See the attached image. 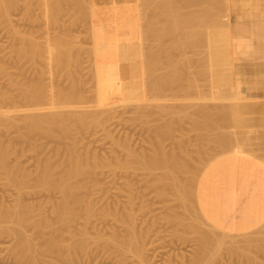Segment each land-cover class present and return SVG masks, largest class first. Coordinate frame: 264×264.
<instances>
[{
    "label": "rangeland",
    "instance_id": "obj_1",
    "mask_svg": "<svg viewBox=\"0 0 264 264\" xmlns=\"http://www.w3.org/2000/svg\"><path fill=\"white\" fill-rule=\"evenodd\" d=\"M14 1L15 3L14 5H12L13 7L11 6V9L10 8L7 9L9 12H7V10L5 12V13H8L7 16L4 13V11L2 12L5 15L0 14V67H1L0 68V89H1L0 96L2 93V97H0V151H6L8 153L7 154L8 156L6 155L7 164L11 168L15 166V168L13 167L15 174L17 176L20 175V177L24 175L26 177L25 178L26 183L24 182L25 185L23 186L22 190L18 191L16 186L12 184V182H10L11 180L8 177L9 176L8 173L7 174L5 173V169H1L3 167L0 163V209L12 210L13 207L16 204H18L16 203L18 202V199H19V204L24 207L26 205H28L29 207L33 205L32 208L31 207L30 208L34 210L36 207L35 211L32 210L33 212L32 211L30 212V216H31V213H32V216H33V213L35 215L33 216V218L31 216L32 218L31 223L29 222L30 221L29 220L24 225L25 227L23 226L25 229L24 228L23 229L26 231V233L29 236L31 235L30 237H33L32 234L36 235L33 237V241L35 243L38 242L36 244L38 245L37 246L38 249L35 250L34 255L38 253L37 254L38 256L37 255L36 256L38 257V259L41 258L39 259L37 264H54V263L55 264H62V263L63 264H144L143 261L140 262L141 258L140 260L138 258V257H141L142 254L144 255V257H146L145 259L148 260L150 264H193L195 263L194 262L195 256H196L195 259L198 258L197 259L198 261L195 264H264V252H263L264 233H261L262 231L264 232V230H262L263 228L255 229L256 233L254 230L253 232L245 231L246 233L244 232L241 233V232H236V231H228V230L222 229L221 227L214 226L212 225L213 223L211 224L209 220H204L207 218L204 217V215L201 213V210L197 204V200L195 199L196 198L195 192H197V188H196L197 186L195 184L198 183L197 181H199L200 174L202 170L204 169V167L208 165L211 161L218 158L219 156H222L230 152L231 149L235 148L239 143L243 145L242 147L245 146L244 149H246V150L241 149V151H249L250 149L255 148L257 144H259V148L264 151V133H261L260 129L255 128L256 125H264V114H260L259 112L256 111V108L254 106L256 103L255 101H251L246 98L239 97L236 91V88H235L237 83H239L238 81L239 75L234 70L235 63H237L243 58H251L254 60H256L255 58H260L264 60V32L261 33L260 42L254 40L253 47H247V46L239 47L235 39L238 34L243 33V32H240L242 29H245V28L247 29L248 27L251 28V26L258 24V23L260 26L262 25L264 26V0H223V1L213 0V3L216 2V4L217 3L219 4V6H216V4H213L212 0L210 1L206 0L211 3L209 4L208 2L207 6L205 5L206 7L204 6L203 8L207 10L210 7L212 8L214 5L213 7L214 13L211 14L212 11L210 9L208 10L210 14L206 10H204V13H208V16H211L212 18L215 15L213 19H210V17H208L207 14H204L203 12L200 14H196V13H199L198 11L203 10V8L199 10L198 7L201 8L204 4H206L205 0H199V1H202L201 2L203 3L202 5L200 4L199 1L196 4L194 0L193 2L195 5L192 3V5L194 6L191 12L186 9L187 8L186 6L189 7V4H187L185 0L183 1L180 0L182 1L180 3L179 1H177V3L181 5V8H180L178 4V8H180V11H178L177 8L175 9L176 10L175 15L178 14L177 17H179V14H181V11L183 10L182 5L184 4V1L186 3L184 4L185 6L183 7L187 11L183 10L182 11L183 12L182 15H184L182 17L183 19L180 18L181 21L182 20H185V21H182L183 24H181L182 22L180 23V21L179 23H177L179 24V26L183 25V27L181 28L178 27L179 29H177L178 31L177 33H179V31H183L181 32V34L186 39L185 45H183L184 42L183 43L179 42L180 40H178V42L177 40L174 41L175 39L173 40L174 34L172 33H176L173 29L177 28L178 25H176L174 28L173 23L175 21L172 22V25H169V24L174 19H177L178 21V18H175L176 16L172 15L173 17L171 16V19L173 18V20L170 19L171 21L170 20L166 21V19L164 20L166 24L169 21L167 24L168 25V28H167V25L165 26V24L164 26L159 25V24H163L164 21L159 22L158 24L157 18L152 17L153 14L156 13V12L153 13L154 4H150V5H153L151 6L152 7L151 8L150 5L147 3V1H146V3L148 4L147 7L143 5V2L144 4H146L145 0L131 1L130 4L132 5V7H134V9H136L137 12L138 11L141 12V13H138L139 15H143L142 11L145 10L146 8H149V9L145 10L147 14L144 15V18H140L142 16H138V20L136 24L137 32L135 33V37H133L130 41L136 47L137 55L132 60L123 61V64L125 66L126 65L129 66L130 74L128 77L125 78L126 80L123 79L121 84L118 83L116 85H108V82L110 81L111 76H112V70L114 68L115 61L113 60V58L112 60L114 62L111 59H109L111 58L110 56L104 57L102 53H100L99 51L96 52L95 50L98 48V45H99L98 39L96 38L94 34L95 28L97 27V22L90 15L92 7L93 8L100 7V8L106 9L111 6L110 2H107L105 0H89V1L85 0L87 2L83 1L85 2L83 6V4L81 3L82 0H75V1L80 2V6H81V9H80L78 5L79 2L78 3L76 2L77 3L76 5L74 0H72L75 4L74 5L71 0H70L71 2L68 0L67 1L65 0L67 4H65L59 11L52 12L51 11L52 9L51 10L49 8L44 9L45 8L44 0L43 1L42 0H29V1L28 0L27 1L14 0ZM162 1H164V3L166 2L165 0H162ZM27 2L30 4H28ZM68 2L70 4H68ZM137 2L139 4H141L142 2V4L139 5ZM158 2L160 3V0H158ZM167 2H166L167 5L165 4V6H161L164 3L158 4L160 5V9L158 10L159 14H162L163 12L165 14L167 9L168 10L170 9V11H172L171 6L176 4V1L175 2L173 1L174 3L172 2V4L171 2L169 3ZM26 3L28 4V6ZM158 5H156V9ZM220 5H221V8L222 7L224 8L222 9L218 8L220 7ZM75 6H78V9ZM138 7L140 9H138ZM174 7L175 6H173V8ZM215 7H217L216 10H219V9L221 10L216 11ZM142 8L143 10L140 11ZM85 9H87L89 12L86 11ZM194 9H196L195 10L196 12H194ZM149 10H152L153 14L150 13L151 14L150 19H147L148 17L146 16L147 15L149 16L148 13L151 12ZM188 11L190 12L189 14H191V16H192V13L194 12L197 16H195L194 14L193 17H195L196 19H199L200 17L199 15L204 14L205 17L202 16V18L204 19L200 18L199 21H201L202 19V21H204L205 26L201 27L203 22H201V25H199L200 23L198 24L197 22L199 26L196 24H193L194 26L192 28V23L196 19L191 18L190 15H187ZM83 12H85V16L86 15L88 16V14L89 16L85 17ZM86 12L88 14H86ZM221 12H224V13L222 14ZM158 13L155 14L156 17H158L157 16L159 15ZM168 14H171V13H168ZM172 14H174V12H172ZM217 14L219 15V17H221L220 20ZM186 15L188 17L184 19ZM161 16L160 17L162 20L164 15H161ZM154 18L156 19L155 22L157 21L156 22L157 25H159L160 27L162 26L164 27L161 30L158 26V28L161 30L159 32L162 33V35L164 33L165 34L167 33L166 36L164 34V36L162 37V35L159 32L155 33L157 29L153 26V24L155 23L152 21V19ZM143 19L145 23L143 22ZM146 19L149 21L146 22L145 21ZM186 19H188V21ZM192 19L194 20L192 21ZM215 19L217 20V22H214V21L212 22V20H215ZM189 20L192 21V23ZM209 20H211V22L214 23L212 24L213 27L212 25H209L211 24V22L209 23ZM227 20L230 22H228ZM184 22H185V25H184ZM139 23L143 27L144 25H146V23L148 24L147 26H145V28H148L146 32L144 30H141L142 32H145V34L140 33V29H142L143 27L139 26L140 25ZM195 25L197 27H195ZM152 26L154 27L155 30L153 29ZM169 26H172L173 29L172 27H169ZM182 28H185V29L183 30ZM164 30L165 31L167 30L170 32L169 33L171 34L170 37L168 35V32L167 31L164 32ZM171 31H174V32H171ZM158 33H159L160 38L157 36ZM177 33L175 37L177 36L179 37L180 33L178 35ZM125 34H127L126 31H125ZM149 34L151 36H148ZM181 34H180V37H182ZM220 34L221 36L224 35V37L226 36L230 37L228 39L225 38L226 40H223L222 48L224 50L220 51V48L218 47H212L210 49L209 48L210 38L212 39V38L219 37ZM64 36L70 39L69 40L67 38L69 40V43L71 42L70 45L67 44V46H72V47H68V51L71 50L69 52H71L72 56L70 60L66 61L67 63H64L66 66L58 63L56 56L55 57L53 56L52 60H48V58L45 55V52H43L45 50V45L47 41L51 40V43H53L55 38L56 39H59L60 37L64 38ZM156 36L158 38L157 40H156ZM167 36L169 39L170 38L172 39H170L169 41V39L166 38ZM140 37L142 38L141 39L142 41L140 40ZM148 37L149 38L151 37L150 38L151 40ZM180 37L176 39H181V41H183L184 40L183 37L182 38ZM31 38H34V39L31 40ZM162 39L164 40L163 42H162ZM27 41H33L36 45L39 44L40 46L38 45L37 47L43 48V50L39 48L41 52H43L42 54L43 56L41 55V57H39L38 55L40 54H37V56L35 55L33 56L31 54L32 51L31 52L29 51L31 49L30 43ZM140 41L144 42V45L142 44L143 46H141ZM160 41L162 42L161 44H166L165 46H168L167 48L169 49L168 51L169 56H167V51L164 50L165 47L160 45ZM154 42L155 44L153 45ZM176 42L180 43L179 45L180 46L182 45V47L179 48V45L176 46ZM147 43H149L150 47ZM157 44L159 45V47L160 46L162 47L161 49H163L164 47L163 52L160 50L161 54L159 52L160 48L158 49ZM172 44L177 48V50H175L176 48ZM170 45L173 48L172 47L169 48ZM144 47L146 49L149 47L147 50L150 49L153 51V53H155L154 52L155 49H156V52L158 51L156 55L154 54V57L156 58V60H154L155 58H152V59L150 58V57H153L152 51L150 52L152 53L151 54L152 56L150 57L147 56L150 54L149 53L150 50L147 52V50H145ZM151 47L153 48L151 49ZM254 47H257V48H254ZM71 48H73V50ZM170 49H172L171 52H170ZM192 49L194 50V52ZM205 49H207V52L210 53V54L208 53L209 58L207 57L208 55H205L206 54ZM23 50H25L24 51L25 54L23 53ZM173 50H174V53H173ZM196 50L197 52H200V53H197ZM169 52L175 55L173 57H178V59L180 60L179 62L181 61L182 62L184 61L183 63H185L186 61L189 62V64L186 62L188 64L187 67L190 64L192 66L188 68L186 67V64H180L181 66L176 64V66H174L175 65L174 62L177 59L173 58V60L174 59L175 60L174 61L171 60V56H170L171 54H169ZM28 53H30L32 56H30ZM26 54L29 55L30 57L26 56ZM157 54L160 57L162 56L161 57L162 59ZM162 54L166 55L167 57H170V58L164 57L165 59H167L166 60L167 64H165L166 66L165 69H164L165 66L163 65L166 61H164L165 59L163 58ZM145 55L148 60L145 59ZM149 58L151 59V61ZM201 59H203V61ZM206 59H209V60L206 61ZM162 60L164 62H162ZM159 61L160 63H158ZM197 61L200 67L199 66L196 67V65H198ZM199 61L200 62L202 61V62L200 63ZM146 62L148 65L146 64ZM230 62H232V64H230ZM156 63H158V65H156ZM171 63L174 65H172ZM159 64L162 66H160ZM141 65H143L144 67L143 66L141 67ZM145 65H147V68ZM154 65H156V67L157 66L162 67L163 70L162 68H159V67L158 68L160 70H157ZM152 66H154V68ZM177 66L181 68L179 69ZM183 66H185L184 69L187 68L185 69L187 71L183 69ZM150 68H153L155 70L153 69L150 70ZM148 69L151 72L154 71L155 74L153 73L154 74L153 75L150 71H147ZM142 70H143V74H142ZM161 70L164 72V74L163 72H161ZM167 70L170 72L168 73ZM172 70H173V76H172ZM174 70H175V73H174ZM176 70L178 71L177 72L178 74L179 72L183 70L185 71V73L186 72L188 73L184 75V71H183L182 75L180 74L181 75L180 76L176 74ZM191 70H194V71H191ZM200 70L201 72L198 73ZM144 71L150 74L148 75L147 73H145L144 75ZM208 72L210 73V75L207 74ZM161 73L163 75L168 73V74H171V77L173 79L176 78L175 81L173 79L171 81L170 75L168 76L166 74V77L168 76V80L170 79V81L172 82L170 83L171 86L170 85L168 86L169 89L163 88V87H166L168 85L167 83L169 82L166 81L167 83L165 82L166 84L164 85L163 81L167 79H165V76L162 77ZM146 75L150 78L149 81ZM177 75L180 76L182 80L181 78H178ZM183 75L188 76V77H183ZM134 76H135V80L133 79ZM190 77H193V79H191ZM153 78H155V80ZM197 78L198 80H196ZM179 79L180 81H178ZM151 80L152 81L154 80L155 83L151 82ZM209 80H212V82L211 81L209 82ZM176 81H178V83ZM38 82H39V85L38 86L35 85L36 83L38 84ZM206 82L207 83L209 82V83L207 84ZM129 83L131 85H129ZM161 83L162 85H164L163 87ZM41 84L44 87L47 86L45 88L43 87L44 89L47 88L46 90L47 93L49 92L47 98H45L41 102L38 101V103L37 101H33V100H32L33 102L31 100L29 101L27 95H31L32 93H34V91L36 90L35 87L38 88L39 86H41ZM188 86L190 88H188ZM32 87H34L33 89L35 90H33ZM158 87L160 89H158ZM239 87H240V84H239ZM144 88H147L148 90L146 89L147 90L146 91ZM227 89L229 90L227 91ZM144 90L146 91V93ZM3 91H4V94H3ZM206 91H207V94H206ZM70 92H72L71 94H74L72 96V99L74 100L69 98V95H71ZM60 93L62 95H60ZM63 93H66L67 96H65L66 94L64 95ZM184 93H187V94H184ZM55 95L62 97L61 100L59 97L58 99ZM82 95L84 96V98ZM181 95H184V96L181 97ZM225 95H227L226 98H224ZM157 96L160 98H158ZM6 97L8 98L6 99ZM63 97L65 99H63ZM80 97H81V100H80ZM67 98L69 99L67 100ZM78 98H79V101L77 103L76 100ZM216 98H219V99H216ZM238 99H239V102H238ZM54 100H56L57 102ZM68 101H71V102L67 103ZM72 101H74V103ZM234 101H236V103H239V104L238 105L236 104V106L233 105ZM240 101L246 102V103H243L244 105H242ZM247 102H249L250 104ZM253 102L255 103L253 104ZM52 103L54 105H52ZM222 106H224V108ZM237 106L239 107L237 108ZM230 107H231V110L229 109ZM234 107H236V109ZM244 107L247 109H245ZM234 110H237V112L240 111V113H242L241 116L238 113H236V115L233 114L235 112ZM87 112H89L90 115ZM204 112L207 114V116H210V115L212 116L208 118L206 117V114ZM212 112L214 115L212 114ZM222 112H224L225 114ZM228 112H230L231 114ZM55 113H62V114L64 113V115H67V114L69 115V113L70 115L72 113H82V115L85 114L86 116L85 118L82 117V120H78L77 118L75 119V115H73L74 117L72 118L68 117L67 115L68 121L66 117L64 121L65 123L60 122L63 125L59 124L61 128L57 125L59 121H56V124H55L54 123L55 121L53 120V118H51V122L44 123L46 127V128L43 127L44 131L43 130H41L42 132L27 131L29 130V126L27 125L28 123L27 120L31 117V115L34 114L35 116H38V115L44 116L48 114L54 115ZM199 113L201 115L203 114L202 115L203 117H201ZM250 113H251V116L249 115ZM221 114H224L226 117ZM237 114L239 116H237ZM242 115H243V118H242ZM244 115L245 116L247 115V116L244 117ZM236 116L240 117L239 118L240 120ZM24 117L26 121L24 120ZM201 118H205L203 119V121L205 120L204 122H202L203 124L201 123L202 121ZM74 119L76 121H74ZM195 120L197 122H194ZM238 120L240 122L236 123V121L238 122ZM48 121H50V119ZM216 121H219L220 123H216ZM67 122H70V123L68 124ZM194 123H195L196 129H194ZM208 123L210 126L208 125ZM221 123L222 124L226 123V124L224 126ZM244 123H246V125ZM238 124L240 128L236 129ZM48 125H49V128L51 127L50 125H52V128L48 129ZM66 126L71 128V130L67 129ZM223 126H224V129L228 133L225 132V130L223 129ZM64 127H66L65 129L66 131L62 130V128L64 129ZM207 128L209 129L207 130ZM46 129H47V132H46ZM163 129L165 130L163 131ZM48 130L49 131L52 130L54 133L50 131V134L52 133V135H48L49 134ZM68 130L71 132H69ZM220 131H222L221 134L224 133L223 136L225 138L222 137V135L220 134ZM43 132L45 133L43 134ZM35 133L36 135H34ZM206 133L207 135H209V137H207ZM226 133L229 134V137L228 135H225ZM215 135H217V137ZM210 137L212 139L214 138L213 141ZM224 140H226L225 141L226 144L229 143L228 144L229 146L223 142ZM220 141L225 146H223V144ZM232 141H234V143ZM246 146L249 147L250 149L247 148ZM72 147L76 148L75 154L78 152L80 153V154L77 153L78 156L82 155L80 158L82 159V162L84 164V169H83L84 171L81 174L80 173L74 174V176L70 178V181L73 182L75 185H77V190H78L77 193L79 194V196H81L83 203H81V205H79V208H78V212H79L78 213L79 218L77 217L78 220H75V223L73 221L71 223V226H69L68 225L69 223H63V224L60 222L57 223L58 221L57 215H55L56 213L54 212L53 208L56 207L55 202L57 204L61 196L60 190H57L58 187L56 186L57 185L56 183H60L62 179L60 176L64 177L63 171L65 170L64 172H66L67 168H69L72 158L75 155ZM224 147L226 151H224L225 150ZM12 149L14 152L12 151ZM155 152L156 153L162 152L161 154H165L166 152L167 155L168 154L173 155L174 153V155L180 162L182 163L184 162L183 166L178 165L180 167L178 166L175 167V164H174L173 168L175 169L174 170L172 169L173 172L171 171L170 174H168L169 178L168 180H166L167 181L166 183H161V181H159L157 178L158 175H161L162 173L161 169H155L153 170V172H150L148 169L143 168L137 162L138 161L137 159H139L140 157L144 156V157L150 158L151 156L155 154ZM48 163L50 165L48 167H51L50 169L54 170V171L51 170L53 172H50V176H51L50 181L53 179L51 183L54 185L56 184L55 186L51 185V188H49L50 186H47V185L42 186L41 182L37 184V181L38 182L40 181L38 179L40 178V175L42 173V172L39 173V171L41 169L43 170V166L48 165ZM177 168L179 171L177 170ZM189 170H190V173L188 172ZM176 171H177V175L180 177L177 176L176 179H173L172 175L174 174V176L176 177ZM194 172L196 173V175ZM187 175H189L188 180L185 179L187 178L186 177ZM195 177L197 178L196 180H194ZM180 178L183 179L182 182H181L182 179L180 180ZM154 179L157 181V183L160 182L161 184L160 183L157 184ZM169 179H171L170 181L173 184H171ZM177 179H179L178 180L179 183L178 182L177 183L181 185L179 186L181 188L178 187L179 188L178 191L180 193L177 191L178 185H176L174 182V180H177ZM29 182L32 184H30ZM187 182H189V184ZM33 184H35V186L32 187ZM172 185L173 186L175 185V186L172 187L171 189ZM160 186H161V189H163L162 190L163 192L160 195L161 197H159L158 195ZM54 187H57V189ZM189 187L194 188V190L193 189L190 190ZM164 189H166L167 192ZM169 190L171 191L169 192ZM175 190L177 191L176 195H175L176 193ZM187 191L189 194L191 193L192 196L190 195L188 196ZM23 192L25 193L22 194ZM193 194L195 196L194 198H193ZM136 195L138 196V198L135 199V197H137ZM185 198L188 201L187 203H186ZM193 200L197 206L194 204ZM131 201H134V202L131 203ZM164 201L167 203V205L166 203H164ZM88 203L91 207L88 205ZM143 203L147 205L145 206L143 205ZM182 203L184 207H186L185 209L183 208V206H181ZM86 205H88V207L90 208L87 209ZM191 206L194 210H198V211L194 212V210L190 208ZM196 207H198V209H196ZM188 209L190 210L189 212H188ZM134 210L136 212H134ZM43 211L45 213H43ZM36 212L37 214L42 212L41 218L43 215H44L43 218L45 216L46 217L48 216L47 218L50 219V221L53 222V224L57 225V227L59 228L58 231L61 233H58V231H55L53 227L45 225L42 222V219L40 218V214L37 215ZM132 213L133 215L131 216ZM173 214H175V216L178 218H180L179 216H181V219L176 218L175 216H173ZM135 215H138L136 216L137 218L135 217ZM173 218H175L174 220H177V221L180 220L181 222L183 220V223L179 221L178 222L173 221ZM192 218L195 219L194 221L197 222V224L193 223L194 221L191 222V220H193ZM198 218L200 219V221L201 220L204 221L201 223V225L198 224L200 223ZM144 219H146L145 220L146 222L144 221ZM3 220H1L2 223H3ZM35 220L37 221V223L39 222L41 223V227L44 224L43 225L44 228L42 227V229H40L36 227L40 223L39 224H36L35 222L33 223V221ZM128 220L131 222H129ZM143 221L145 222L144 224L142 223ZM152 221H154V223ZM207 222L210 223L211 225H209ZM28 223H30L31 225ZM129 223L134 224L133 226L136 225L135 229L137 230L138 233L140 232L143 233V235L146 237L144 239L146 240L145 243L148 240V242L145 245V249L140 248V245H142V242H143L142 240L139 241L140 244L138 243V245L134 244L131 246L129 245L130 243L125 244L129 241L128 240L129 235L127 233L128 231L127 227ZM176 223L177 225H175ZM191 223L194 225L196 224V225L194 226ZM204 223H206L207 225H204ZM3 224L5 227L3 229H1V227H3L2 225L0 227V264H23L25 260L19 257L21 256V254H20V246L18 247L17 245L18 241L13 233L6 230L8 226L14 227L15 223L10 221L9 219L7 221L5 220ZM144 226L145 228L147 226L148 227L144 229ZM186 227L189 230H187ZM217 227H218V230L221 229L219 234H218L219 231H217ZM142 228L148 233V236ZM140 229H142L146 235L144 234L142 230L140 231ZM210 229H214L212 233L209 232V231H212ZM259 229H261L262 231H260ZM124 230L126 233L124 232ZM204 230H207V232L206 231L204 232ZM258 230L259 232H257ZM222 231L224 232L226 231V234L228 235H229V232L230 233L232 232L230 235H233V236H229L223 239L222 233H221ZM56 232L59 234L58 237L61 239L62 243L64 244L63 245L64 247L62 246V248L58 249L57 251L47 250L46 246L48 244V240ZM203 232H204V235L206 234L207 236H210V237H204ZM73 233L75 234V236L78 234L79 236L81 235V237L77 236L75 238ZM198 233L199 234L202 233V234L198 236ZM183 234H185V236ZM216 234H218L219 237H221L222 239L219 238L218 235ZM213 235L215 238L212 237L213 238L212 239L211 236ZM73 236L75 239H73ZM125 236L126 238L128 236L127 241L126 239H124ZM216 236L219 239H216L217 238ZM257 236H259L260 240L261 238L263 240L260 242ZM115 237L119 239L115 240L116 239ZM201 237L202 239L206 238L207 241L202 240ZM231 237L232 238L234 237L233 240L235 239L238 240V241L236 240L234 241V245H237L238 247L236 246L235 247L236 249H233V250L232 248H234L233 247L234 245L232 246L233 242L230 241ZM209 238H211L214 244L211 242V240H209ZM228 238H229V242H228ZM76 239L77 241H80L82 239L84 240V242L82 241V246H79L76 250L67 249L66 245L67 244L70 245V243L74 244L76 242ZM121 239L122 241L123 240L124 241L122 242ZM220 239L221 241H219ZM226 239L227 241H225ZM112 240L114 241L113 243H112ZM153 240H154V243H153ZM120 241L122 242V244L123 243L124 244L122 245ZM208 241H210L212 245L209 244ZM217 241L221 242V246H224V247H219L220 249L217 250L218 248L217 245L219 244L218 246H220V243ZM203 242H204L203 245L205 247L204 246L202 247ZM224 242L227 245H225ZM227 242L231 244L230 245L232 247L231 249H229L230 246ZM236 242H239V243L235 244ZM241 243L243 245H239ZM247 243H250V244L248 245ZM252 244H253V247H252ZM116 245L117 246L119 245L118 246L119 249L118 247L116 248ZM39 246L42 248V251H41V248L39 249ZM126 246H128L129 249L131 248L132 250L131 249L128 250ZM133 246L138 247V248L135 249ZM212 246L216 248H213ZM226 246H229V247H226ZM239 246H240V249L238 250ZM122 248H124V250ZM205 248H207V250H205ZM249 248L252 250V252ZM133 249H135L136 252H132L134 251ZM208 249L209 250L211 249V250L208 251ZM60 250L64 251V252L61 251L63 252L62 254L64 256L61 254V252H59ZM118 250L119 251L121 250V252L126 251L127 253L120 252V254L122 255L125 254L128 256V258L127 256L124 255L123 257L124 259H123L121 255L118 253L119 252ZM198 250H200V252L196 253V251ZM128 251H131V252L128 253ZM201 252H203L202 253L203 255L201 254ZM209 252L212 255H210ZM41 253L42 255L40 257ZM76 253L78 254V256ZM138 253H141L140 256L137 255ZM204 253H206V255ZM243 253L244 254L246 253L247 255L245 254L244 255L245 257H244ZM252 253L253 255H250ZM204 255H205L206 260H204L205 259ZM250 256H252V259ZM248 258L251 259V261ZM253 258L256 259L255 260L256 262L254 261ZM25 262L24 264L28 263L27 261ZM30 264L32 263L30 262Z\"/></svg>",
    "mask_w": 264,
    "mask_h": 264
},
{
    "label": "bare ground",
    "instance_id": "obj_2",
    "mask_svg": "<svg viewBox=\"0 0 264 264\" xmlns=\"http://www.w3.org/2000/svg\"><path fill=\"white\" fill-rule=\"evenodd\" d=\"M25 1H27V0H25ZM29 1V0H28ZM43 1V0H42ZM41 1V2H42ZM65 0H44V6H45V8L44 9H52L51 11L53 12V11H59L65 4H67V0L64 2ZM68 1H70V0H68ZM72 1V0H71ZM70 1V2H71ZM83 1H85V0H82V4H83V6H84V3L85 2H87V1H85V2H83ZM89 1V0H88ZM105 1H107V2H110L111 3V6L109 7V8H100V7H96V8H91V17H93L94 19H95V21L97 22V27L95 28V31H94V34H95V36H96V38L98 39V48L97 49H95L96 50V52L97 51H99L100 53H102L103 54V56L105 57H111V58H109V59H111L112 60V58H113V60L115 61H113L114 62V68H113V70H112V76H111V79H110V81L108 82V85H116V84H121L122 83V81H123V79H125L126 77H128L129 76V74H130V69H129V66H125L124 64H123V61H126V60H132L133 58H135V56L137 55V49H136V47L133 45V43L132 42H130L131 41V39L133 38V37H135V33L137 32V20H138V16H142V17H140V18H144V15H146L147 14V12L145 11L146 9L148 10L149 8H146L147 7V5L149 4H154V7H153V10H154V12L152 11V10H149V11H151V12H149L148 14H149V16L147 15L146 17H148L147 19H150V13H158V10L160 9V5H158V4H160V3H164V1H162V0H160V3L158 2V0H156V1H154V0H152V1H154V2H152L151 0H145V3H146V1H147V3L146 4H144V2H143V5L144 6H146L145 8V10H143V8L140 10V11H142L143 13V15H139L138 13H141V12H137L136 11V9H134V7H132V5L130 4L131 3V1H133V0H105ZM138 1V0H137ZM141 1V0H140ZM166 2H167V0H165ZM175 2L176 1V4L175 5H172L171 6V10L172 11H170V9L167 11L166 10V12H165V14H164V12L162 13V14H159V15H157L158 17H160L161 15H164L165 16V18H164V16H163V18H162V20H161V17L160 18H158V17H156V13L155 14H153V16L152 17H155V18H157V21H158V24H159V22H162V21H164L165 19H166V21L167 20H170L171 19V16L173 15V16H176L175 18H178V21H177V19H174L173 20V18L171 19V20H173V21H171V23L169 24V25H172V22H174L173 23V25H174V28H175V26L176 25H178L177 26V28H175V29H173V27L172 26H169V27H172V29L177 33L178 31H177V29H179L178 27H183V25H180L179 26V24H177V23H179V21H180V23L182 22V21H185V20H182L181 21V19H183L182 17L184 16V15H182V11L183 10H189L190 12H191V10L193 9V6L195 5L194 4V0H190V1H188V0H185L186 1V3L187 4H189V7L188 6H186L187 8L185 9L183 6H185L184 4H186L185 3V1H184V4L182 5V11H181V14H179V17H177L178 16V14L177 15H175V9L177 8L178 9V11H180V8H181V5L179 4L180 2H182V1H180V0H168V2L167 3H169V2H171V4H172V2ZM177 1H179V3H177ZM199 0H195V3L197 4V2H198ZM210 1V0H209ZM209 1H206L205 0V3L206 4H204L201 8H199L198 7V9L199 10H201L205 5L207 6V3L209 2ZM215 1V0H214ZM218 1H220V0H218ZM223 1V0H222ZM73 2V1H72ZM74 2L76 3H78L79 1H75L74 0ZM74 2H73V4H74ZM166 2L164 3V4H162L161 6H165V4H166ZM173 2V3H174ZM189 2V3H188ZM200 2V4L202 5L203 3H201L202 1H199ZM227 2H229V1H227ZM226 2V3H227ZM14 3H15V1L14 0H0V14H4L5 12H6V10L8 9V8H10L11 9V6L12 5H14ZM18 3V2H17ZM28 3V2H27ZM26 3V4H27ZM43 3V2H42ZM77 3H76V5H77ZM90 3V2H89ZM93 3V2H92ZM138 3V2H137ZM155 3H156V5H158V7H157V9H156V5H155ZM192 3L194 4V5H192ZM211 2H209V4H210ZM212 3H213V0H212ZM28 4H30V3H28ZM28 4H27V6H28ZM68 4H70L69 2H68ZM139 4V3H138ZM141 4H142V2H141ZM141 4H139V5H141ZM178 4H179V7L180 8H178ZM213 4H216V2H214ZM218 4V3H217ZM216 4V6H219V4L217 5ZM43 5V4H42ZM71 5H72V3H71ZM75 5V4H74ZM79 7H80V9H81V6H80V2H79ZM167 5V4H166ZM176 5H177V7H176ZM192 7H191V6ZM200 5V6H201ZM82 6V7H83ZM151 6H153V5H150V7ZM169 6V5H168ZM173 6H175L174 8H173ZM205 6V7H206ZM13 7V6H12ZM75 7H77V9H78V6H75ZM149 7V6H148ZM191 7V8H190ZM213 7H214V5H213ZM213 7L211 8H209L211 11H212V13L211 14H213L214 12H213ZM87 8V7H86ZM89 8H90V6H89ZM152 8V7H151ZM155 8V9H154ZM170 8V7H169ZM216 8L217 7H215V10H216ZM218 8H221V5H220V7H218ZM222 8H224V7H222ZM221 8V9H222ZM83 9V8H82ZM138 9H140L139 7H138ZM209 9H204L203 8V10H201V11H198L199 13H196V14H200V13H204V10H206L208 13H209ZM221 9H219V10H216V11H220ZM226 9V8H225ZM86 11H88L87 9H85ZM84 10V11H85ZM174 10V11H173ZM186 10V11H187ZM196 9H194V12H196L195 11ZM2 11H4V13L2 12ZM81 11H83V10H81ZM164 11V10H163ZM188 11V14L187 15H190L191 16V14H189L190 12ZM210 11V12H211ZM215 11V12H216ZM223 11V10H222ZM2 12V13H1ZM7 12H9L8 10H7ZM44 12V11H43ZM54 12V13H55ZM89 12V11H88ZM172 12H174V14H172ZM193 12V11H192ZM192 13V16H191V18H195V17H193V15L195 14V13ZM227 12V11H226ZM84 13V16H85V12H83ZM145 13V14H144ZM161 13V12H160ZM168 13H171V14H168ZM180 13V12H179ZM208 13H204V14H207V16H208ZM220 13V12H219ZM218 13V14H219ZM222 14L224 13V12H221ZM6 14V16L8 15V13H5ZM4 14V15H5ZM81 14H82V12H81ZM86 14H88L87 12H86ZM166 14H168V15H166ZM195 14V16H197ZM204 14H202V15H199L200 17H199V19L200 18H202V16L203 17H205V15ZM210 14V13H209ZM216 14V13H215ZM217 14V15H218ZM226 14V13H225ZM229 14V13H228ZM53 15V14H52ZM55 15V14H54ZM155 15V16H154ZM185 16L184 17V19L185 18H187L188 16ZM51 16V15H50ZM88 16H89V14H88ZM87 15L85 16V17H88ZM169 16V17H168ZM172 16V17H173ZM189 16V17H190ZM206 16V17H207ZM213 16V15H212ZM215 16V15H214ZM214 16H213V18H214ZM228 16V15H227ZM208 17H210V19H213L211 16H208ZM218 17H219V15H218ZM152 19V21L155 23V24H153V22H152V24H153V26L158 30H156V32L155 33H157V32H159V31H161L164 27V24H165V26L168 24V22H167V24H166V22L164 21V23L163 24H159V25H163L162 27H160L159 25H157V21L155 22V20L156 19ZM181 18V19H180ZM145 20L146 22L147 21H149V20ZM161 21H160V20ZM196 19V18H195ZM199 19H196V20H194V19H192V21H193V23H192V21H190L191 23H192V28H193V24H196V25H198L199 23V25H201V22H203L202 23V26L201 27H203V26H205V24H204V21H202V19H204V18H202L201 19V21H199ZM221 19V17H219V20ZM142 20V19H141ZM187 21H188V19H186ZM216 20V19H215ZM215 20H212V22L214 21V22H217V20L215 21ZM228 21V20H227ZM226 21V22H227ZM139 22H140V20H139ZM143 22H144V19H143ZM142 22V23H143ZM195 22V23H194ZM197 22H198V24H197ZM211 22V20H209V23ZM211 22V24H209L208 22V24L209 25H212V24H214V23H212ZM228 22H230V21H228ZM145 23V22H144ZM187 23V22H186ZM223 23H224V21H223ZM140 24V23H139ZM181 24H183V22L181 23ZM229 24V23H228ZM144 25V24H143ZM148 24L146 23V25H144V27L140 24L139 26H142L143 28L142 29H140V33H144L145 34V32H146V30L148 29V28H145V26H147ZM156 25V26H155ZM184 25H185V22H184ZM189 25H190V23H189ZM195 25V27H197ZM198 25V26H199ZM207 25V24H206ZM218 25V24H217ZM126 26V27H125ZM152 26V27H153ZM158 26H159V28L161 29H159L158 28ZM186 26H187V24H186ZM222 26V25H221ZM149 27V26H148ZM154 27H153V29H154ZM190 27H191V25H190ZM194 27V28H195ZM207 27V26H206ZM212 27H213V25H212ZM231 27V26H230ZM141 28V27H140ZM167 28H168V25H167ZM243 28H245V27H243ZM183 30L185 29V28H182ZM200 29V28H199ZM242 29V28H241ZM141 30H144L145 32H142ZM155 30V29H154ZM189 30V29H188ZM190 30H191V28H190ZM125 31H126V33L127 34H125ZM167 31V30H166ZM165 30H164V32H166ZM174 31H171V32H174ZM187 31V30H186ZM163 32V33H164ZM168 32V35H169V37H170V35L171 34H169L170 32L169 31H167ZM181 32H183V31H179V33L181 34ZM240 32H243V33H240V34H238L237 36H236V42H237V44H238V46L239 47H242V46H247V47H253V42H254V40H256V41H259L260 42V39H261V33L262 32H264V26L262 25V26H260L259 25V23L258 24H255V25H253V26H251V28L250 27H248L247 29L245 28V29H242ZM160 33V32H159ZM159 33H158V35L157 34H155V35H157L158 37H159ZM176 33H172V34H174L173 35V40L174 41H176L177 40V42H178V40H180L179 42H181V43H183L184 42V44L183 45H185L186 44V42H185V37H183L182 36V34H181V36L183 37V41H181V39H176V38H179L180 37V34L179 33H177V35L179 34V37L177 36V37H175L176 36ZM144 34H143V36H144ZM161 35H162V33H160ZM165 34V33H164ZM164 34L162 35V37L164 36ZM167 34V33H166ZM166 34H165V36H166ZM160 35V36H161ZM148 36H151L150 34L148 35ZM157 36H156V40L158 39L157 38ZM185 36V35H184ZM182 37H180V38H182ZM68 38V37H67ZM66 38V36H64V38L62 37H60L59 39H56L55 38V43H54V41H53V43H51V40H49V41H47V43H46V45H45V50L43 51V52H45V55H46V57L48 58V60H52V57L54 56H56V58H57V62L58 63H60V64H62V65H65L64 63H67L66 61L67 60H70L71 59V52H69V51H71V50H69L68 51V47H72V46H67V44H69L70 45V43H69V40ZM149 38V37H148ZM151 38V37H150ZM149 38V39H150ZM160 38V37H159ZM166 38H168V36L166 37ZM225 38H230V37H228V36H226V37H224V35L223 36H221V34H220V36L219 37H216V38H210V40H209V48L211 49L212 47H218V48H220V51H222V50H224L222 47H223V40H226ZM32 39H34V38H31V40ZM142 38L140 37V40H141ZM148 39V40H149ZM169 39V38H168ZM170 39H172V38H170ZM170 39H169V41H170ZM67 40V41H66ZM151 40V39H150ZM35 41V40H34ZM142 41V40H141ZM140 41V42H141ZM164 40L162 39V42H163ZM26 42V41H25ZM27 42H29L30 43V46H31V49L29 50L30 52H31V54L34 56H37V54H40V55H38L39 57H41V55L43 54V52H41V50H43V48H41V47H39V48H41V50L37 47L38 45H36L33 41H27ZM67 42V43H66ZM148 42H150V41H148ZM157 42H159V41H157ZM161 41H160V45H162V46H164L165 47V49H164V47H163V49L165 50V51H167V56H169L168 55V51H169V49L167 48L168 46H165L166 44H161L162 43ZM176 42V46L177 45H179L180 43H177ZM165 43V42H164ZM170 43H172V42H170ZM140 44V43H139ZM144 45V42H141V46H143ZM148 45H149V43H147ZM155 44V42L153 43V45ZM159 44V43H158ZM157 44V45H158ZM42 45V44H41ZM147 45V46H148ZM156 45V46H157ZM173 45V44H172ZM174 45H175V43H174ZM173 45V46H174ZM40 46V45H39ZM146 46V47H147ZM156 46H154V47H156ZM149 47H150V45H149ZM148 47V48H149ZM170 47H172L171 45L169 46V48ZM175 47V46H174ZM182 47V45L180 46L179 45V48H181ZM185 47V46H184ZM142 48V47H141ZM147 48V49H148ZM153 47H151V49H152ZM160 48V49H159ZM162 47L160 46L159 47V45H158V49H159V52H160V54H161V51L163 52V49H161ZM173 48V47H172ZM176 48V47H175ZM20 49V48H19ZM72 50H73V48H71ZM144 49L145 50H147L145 47H144ZM168 49V50H167ZM204 49V48H203ZM214 49V48H213ZM150 50V49H149ZM149 50H147V52L149 51ZM154 50V49H153ZM161 50V51H160ZM175 50H177V48L175 49ZM179 50V49H178ZM184 50V49H183ZM193 50V49H192ZM206 50V54L205 55H208L207 57L209 58V52H207V49H205ZM205 50H204V52H205ZM24 51L25 50H23V53H24ZM141 51H143V50H141ZM152 50H150L149 51V53L151 52ZM164 51V52H165ZM172 51V49H170V52ZM73 52V51H72ZM146 52V51H145ZM146 52V53H147ZM155 53H153V51H152V53H153V57H150V56H152L151 54L152 53H148L149 55H147L148 57H150L151 59L152 58H155L154 57V54L156 55V53L158 52H156V49H155V51H154ZM169 52V54H171ZM193 52H194V50H193ZM196 52H197V50H196ZM203 52V51H202ZM144 53V52H143ZM145 53V54H146ZM173 53H174V50H173ZM172 53V54H173ZM176 53H177V51H176ZM197 53H200V52H197ZM209 53V54H208ZM25 54V53H24ZM30 56H32L30 53H28ZM74 54V53H73ZM166 54V53H165ZM170 55L171 56V60H173V58H175V59H177L175 62H174V64H172V65H174V66H176V64L177 65H180V64H186V67H187V65L189 64V62H185V63H183L182 61L181 62H179L180 60L178 59V57H173V56H175L174 54L173 55ZM29 55H27L26 54V56H29ZM142 55V54H141ZM158 55V54H157ZM163 55V54H162ZM29 56V57H30ZM43 56V55H42ZM143 56H144V54H143ZM159 56V55H158ZM166 55H163V58L164 57H166V58H170V57H167ZM195 56V55H194ZM74 57V56H73ZM142 57V56H141ZM157 57V56H156ZM160 57V56H159ZM162 57V56H161ZM160 57V58H161ZM191 57H193V56H191ZM198 57V56H197ZM207 57H205V58H207ZM35 58V57H34ZM33 58V59H34ZM37 58V57H36ZM149 58V59H150ZM158 58V57H157ZM159 58V59H160ZM185 58H186V56H185ZM189 58V57H188ZM142 59V58H141ZM145 59H147V57H146V55H145ZM144 59V60H145ZM151 59H150V61H151ZM162 59V58H161ZM165 59V58H164ZM163 59V60H164ZM174 59V60H175ZM184 59V58H183ZM195 59H196V57H195ZM194 59V60H195ZM54 60V59H53ZM56 60V59H55ZM134 60H136V59H134ZM143 60V61H144ZM148 60V59H147ZM154 60H156V58L154 59ZM162 60V62H164V61H166L167 59H165L164 61ZM173 60V61H174ZM182 60V59H181ZM192 60V59H191ZM200 60V59H199ZM202 61H203V59H201ZM209 59H206V61H208ZM149 61V62H150ZM161 61V60H160ZM160 61L158 62V63H160ZM172 61V62H173ZM201 61V62H202ZM56 62V61H55ZM142 62V61H141ZM148 62V61H147ZM147 62H146V64H147ZM177 62V63H176ZM179 62V63H178ZM200 62V61H199ZM200 62V63H201ZM58 63H56V64H58ZM72 63V62H71ZM158 63H156V65H158ZM191 63V62H190ZM165 64H167V61L164 63V65L163 66H165ZM197 64H198V61H197ZM203 64H205V63H203ZM207 64V63H206ZM230 64H232V62H230ZM71 65V64H70ZM148 65V64H147ZM147 65H145L146 66V68H147ZM156 65H154L155 67H156ZM160 65V64H159ZM66 66V65H65ZM68 66V65H67ZM143 65H141V67H142ZM154 66H152L153 68H154ZM160 66H162V65H160ZM181 66V65H180ZM190 66H192L191 64L188 66V67H190ZM197 66H199V64L198 65H196V67ZM144 67V66H143ZM159 66H157L156 67V69L157 70H160L159 68H162V67H159ZM178 67V66H177ZM184 67L185 66H183V69H184ZM187 67V68H188ZM200 67V66H199ZM1 68V67H0ZM68 68H70V67H68ZM153 68H150V70H152ZM166 68V66L164 67V69ZM179 69L181 68V67H178ZM187 68H185V69H187ZM67 69V68H66ZM184 69V70H185ZM192 69V68H191ZM198 69V68H197ZM149 69L147 70V71H150ZM153 70H155V69H153ZM162 70H163V68H162ZM161 70V72H163ZM178 70V69H177ZM176 70V74H178L177 72L179 71H177ZM183 70V71H184ZM205 70V69H204ZM209 70V69H208ZM207 70V71H208ZM165 71V70H164ZM183 71H181V72H179V74L178 75H182V72ZM185 71H187V70H185ZM185 71H184V75L185 74H187L188 72H186L185 73ZM191 71H194V70H191ZM136 72H138V71H136ZM151 72V71H150ZM167 72L169 73L170 71H168L167 70ZM195 72H197V71H195ZM201 72V70L198 72V73H200ZM210 72V71H209ZM207 73L208 75H210V73ZM145 73H147V72H145L144 71V75H145ZM152 74L154 73V71L153 72H151ZM168 73H166L168 76L170 75V79H171V81H172V77H171V74H168ZM174 73H175V70H174ZM190 73V72H189ZM194 73V72H193ZM197 73V74H198ZM142 74H143V70H142ZM148 75L150 74V73H147ZM155 74V73H154ZM153 74V75H154ZM156 74H157V72H156ZM159 74H160V72H159ZM162 74V73H161ZM163 74H164V72H163ZM162 74V77L163 76H165V79H167V80H164L163 81V83H164V85L167 83L166 81H168L169 83H167L168 85L166 86V87H168L169 85L171 86V84L170 83H172L171 81H170V79L168 80V76L166 77V74L165 75H163ZM175 74V75H176ZM205 74V73H204ZM235 74V73H234ZM177 75V77L178 78H181L180 76H178ZM183 75V77H188V76H184ZM189 75V74H188ZM192 75V74H191ZM243 75V74H242ZM244 75H246V74H244ZM147 76V75H146ZM172 76H173V70H172ZM247 76V75H246ZM148 77V76H147ZM161 77V76H160ZM212 77V76H211ZM235 77V76H234ZM259 77V76H258ZM191 79H193V77H190ZM256 78H257V76H256ZM264 78V77H263ZM134 80H135V76H134V78H133ZM154 80H155V78H153ZM258 79V78H257ZM76 80V79H75ZM74 80V81H75ZM126 80V79H125ZM150 80V78L148 77V81ZM154 80L152 81L151 80V82H154ZM174 81L176 80V78H174L173 79ZM181 80H182V78H181ZM184 80V79H183ZM196 80H198V78L196 79ZM178 81H180V79L178 80ZM178 81H176L177 83H178ZM195 81V80H194ZM208 81V80H207ZM212 82V80H209V82ZM259 82H260V80H258ZM264 81V80H263ZM156 82H157V80H156ZM166 82V83H165ZM208 82V83H209ZM155 83V82H154ZM181 83H182V81H181ZM189 83H190V81H189ZM200 83V82H199ZM198 83V84H199ZM207 83V82H206ZM207 83V84H208ZM231 83V82H230ZM173 84H174V82H173ZM172 84V85H173ZM176 84V83H175ZM260 84V83H259ZM259 84H257V85H259ZM35 85H39V82H38V84L36 83ZM76 85V84H75ZM74 85V86H75ZM129 85H131L130 83H129ZM155 85V84H154ZM158 85H159V83H158ZM161 85H162V83H161ZM164 85H162V87L164 86ZM178 85H180V84H178ZM192 85V84H191ZM34 86V85H33ZM77 86V85H76ZM120 86V85H119ZM185 86V85H184ZM187 86V85H186ZM194 86V85H193ZM208 86V85H207ZM44 86L41 84V86H39L38 88H36L35 87V89H33L34 87H32V89L33 90H35L34 91V93H32L31 95H27V97H28V99H29V101L31 100H33V101H37V103H38V101L39 102H41V101H43L45 98H47V96H48V93L46 92V90H47V88L46 89H44L45 87H47V86H45L44 88H43ZM143 87H144V85H143ZM150 87V86H149ZM166 87H163V88H165V89H169V87L168 88H166ZM201 87V86H200ZM210 87V86H209ZM208 87V88H209ZM233 87V86H232ZM79 88V87H78ZM148 88V87H147ZM147 88H144L145 90L147 89ZM153 88V87H152ZM155 88V87H154ZM188 88H190L189 86H188ZM208 88H207V90H208ZM212 88V87H211ZM223 88V87H222ZM224 88H226V87H224ZM229 88H231V87H229ZM236 91H237V93H238V95H239V97L240 98H246L245 96H244V94L241 92V90H240V87H239V83H237V85H236ZM59 89V88H58ZM156 89V88H155ZM158 89H160L159 87H158ZM164 89V90H165ZM1 90V89H0ZM73 90V89H72ZM75 90H77V89H75ZM144 90V91H145ZM148 90V89H147ZM146 90V91H147ZM152 90V89H151ZM157 90V89H156ZM211 90V89H210ZM224 90V89H223ZM229 89H227V91H228ZM232 90V89H231ZM230 90V91H231ZM146 91H145V93H146ZM60 92V91H59ZM73 92V91H72ZM72 92H70V94L72 93ZM78 92V91H77ZM154 92V91H153ZM152 92V93H153ZM158 92H159V90H158ZM197 92V91H196ZM200 92H202V91H200ZM27 93V92H26ZM62 93V92H61ZM60 93V95H62ZM81 93V92H80ZM3 94H4V91H3ZM59 94V93H58ZM58 94H56V95H58ZM64 95L66 94V93H63ZM69 94V93H68ZM78 94V93H77ZM184 94H187V93H184ZM190 94V93H189ZM206 94H207V91H206ZM210 94H212V93H210ZM217 94V93H216ZM232 94V93H231ZM6 95V94H5ZM55 95V96H56ZM74 94H71V95H69V98H71L72 99V96H73ZM164 95V94H163ZM65 96H67V94L65 95ZM71 96V97H70ZM80 96V95H79ZM83 96V95H82ZM182 96H184V95H181V97ZM214 96V95H213ZM221 96V95H220ZM226 96L227 95H225V97L224 98H226ZM0 97H2V93H1V96ZM53 97H54V95H53ZM57 98L59 97L60 98V100H61V98L62 97H60V96H56ZM148 97H150V96H148ZM158 97V96H157ZM229 97V96H228ZM8 97H6V99H7ZM13 98V97H12ZM58 98V99H59ZM69 98H67V100L69 99ZM83 98H84V96H83ZM158 98H160V97H158ZM202 98H204V97H202ZM214 98V97H213ZM2 99V98H1ZM27 99V100H28ZM63 99H65L64 97H63ZM149 99V98H148ZM183 99V98H182ZM187 99V98H186ZM212 99V98H211ZM216 99H219V98H216ZM220 99H221V97H220ZM59 100V101H60ZM72 100H74V99H72ZM80 100H81V97H80ZM85 100H86V98H85ZM201 100V99H200ZM225 100V99H224ZM229 100V99H228ZM264 100V99H263ZM15 101V100H14ZM32 101V102H33ZM54 101H56V100H54ZM63 101V100H62ZM65 101V100H64ZM78 101H79V98L76 100V102L78 103ZM57 102V101H56ZM69 102H71V101H68L67 103H69ZM73 103H74V101H72ZM87 102V101H86ZM199 102V101H198ZM227 102V101H226ZM232 102V101H231ZM235 102V103H234ZM233 102V105H235L236 106V104L238 105L239 103H236V101H234ZM238 102H239V99H238ZM35 103V102H34ZM36 103V104H37ZM80 103V102H79ZM204 103V102H203ZM212 103V102H211ZM210 103V104H211ZM221 103V102H220ZM219 103V104H220ZM222 103H223V101H222ZM240 103H242V105H244L243 103H246V102H241L240 101ZM247 103H249V102H247ZM255 102H253V104H254ZM60 104H62V103H60ZM154 104V103H153ZM201 104V103H200ZM213 104V103H212ZM232 104V103H231ZM250 104V103H249ZM251 104H252V102H251ZM30 105V104H29ZM52 105H54L53 103H52ZM197 105H199V104H197ZM214 105V104H213ZM221 105V104H220ZM225 105V104H224ZM141 106V105H140ZM226 106V105H225ZM251 106H253V105H251ZM64 107V106H63ZM164 107V106H163ZM201 107V106H200ZM207 107H209V106H207ZM206 107V108H207ZM211 107V106H210ZM220 107V106H219ZM223 108H224V106H222ZM221 107V108H222ZM239 106H237V108H238ZM17 108V107H16ZM143 108V107H142ZM222 108V109H223ZM227 108V107H226ZM235 109H236V107H234ZM245 108V107H244ZM204 109V108H203ZM203 109H201V110H203ZM210 109V108H209ZM230 110H231V107L229 108ZM245 109H247V108H245ZM58 110V109H57ZM238 110V109H237ZM237 110H234L235 112L233 113V114H235L236 115V113H238L240 116H241V114L242 113H240V111L239 112H237ZM81 111V110H80ZM142 111V110H141ZM140 111V112H141ZM216 111H217V109H216ZM222 111V110H221ZM228 111V110H227ZM226 111V112H227ZM66 112V111H65ZM76 112V111H75ZM203 112V111H202ZM225 112V111H224ZM224 112H222V113H224ZM231 112V111H230ZM230 112H228V113H230ZM2 113V112H1ZM50 113V112H49ZM88 114H89V112H87ZM93 113V112H92ZM92 113H91V115H92ZM197 113V112H196ZM205 113V112H204ZM210 113V112H209ZM227 113V114H228ZM232 113V112H231ZM230 113V114H231ZM254 113V112H253ZM40 114V113H39ZM206 114V113H205ZM204 114V115H205ZM211 114V113H210ZM212 114H213V112H212ZM225 114V113H224ZM224 114H221V115H224ZM232 114V115H233ZM237 114V116H239ZM68 115V114H67ZM67 115H64V113L62 114V113H55L54 115H44V116H35L34 114L33 115H31V117L27 120V125L29 126V130H27V131H32V132H42L41 130H43L44 131V128L43 127H45V125H44V123L45 122H51V118H53V120L55 121L54 123L56 124V121H59V123H57V125L59 126V124H61L60 122H64L65 121V118L67 117ZM69 115H70V113H69ZM68 115V117H74L73 115H75V119L77 118L78 120H82V117H84L85 118V114H83L82 115V113H72L70 116ZM90 115V114H89ZM199 115L201 116V117H203L200 113H199ZM214 115V114H213ZM229 115V114H228ZM227 115V116H228ZM250 116H251V113L249 114ZM255 115V114H254ZM254 115H252V116H254ZM198 116V115H197ZM210 116H212V115H210ZM210 116H207V114H206V117H210ZM220 116V115H219ZM225 116V115H224ZM236 116V117H237ZM247 116V115H246ZM245 115H244V117H246ZM68 117H67V121H68ZM191 117V116H190ZM214 117V116H213ZM226 117V116H225ZM83 118V119H84ZM192 118V117H191ZM238 119L240 118V117H237ZM242 118H243V115H242ZM50 119V121H48ZM74 119V121H76ZM198 119V118H197ZM196 119V120H197ZM203 119H205V118H201V123L202 122H204L203 121ZM230 119V118H229ZM245 119V118H244ZM250 119V118H249ZM24 120H25V117H24ZM71 120V119H70ZM194 121V122H197V121ZM221 120V119H220ZM240 120V119H239ZM238 120V122L236 121V123H239L240 121ZM248 120V119H247ZM26 121V120H25ZM84 121V120H83ZM192 121V120H191ZM199 121V120H198ZM223 121V120H222ZM228 121V120H227ZM73 122V121H72ZM213 122V121H212ZM212 122H211V124H212ZM230 122V121H229ZM228 122V123H229ZM232 122V121H231ZM235 122V121H234ZM249 122H251V121H249ZM65 123V122H64ZM68 124L70 123V122H67ZM66 123V124H67ZM79 123V122H78ZM81 123V122H80ZM193 123V122H192ZM216 123H220L219 121H216ZM233 123V122H232ZM242 123V122H241ZM49 124V123H48ZM53 124V123H52ZM54 124V125H55ZM203 124V123H202ZM205 124H207V123H205ZM222 124V123H221ZM226 124V123H225ZM225 124H222V125H224L225 126ZM230 124V123H229ZM245 125H246V123H244ZM249 124V123H248ZM263 124V123H262ZM61 125H63V124H61ZM65 125V124H64ZM71 125V124H70ZM198 125V124H197ZM208 125H209V123H208ZM207 125V126H208ZM215 125V124H214ZM241 125H243V124H241ZM240 125V126H241ZM51 127L50 128H52V125H50ZM69 126V125H68ZM205 126V125H204ZM203 126V127H204ZM210 126V125H209ZM224 126H223V129H224ZM227 126V125H226ZM234 126V125H233ZM236 126V125H235ZM57 127V126H56ZM60 128H61V126H59ZM59 127H58V129H59ZM63 127V126H62ZM67 127V126H66ZM66 127H64V129L62 128V130L63 131H66L65 129H66ZM71 127V126H70ZM215 127V126H214ZM248 127V126H247ZM46 128V127H45ZM49 128V125H48V129H50ZM166 128V127H165ZM237 128H240L239 127V124L237 125V127H236V129ZM28 129V128H27ZM67 129H70L71 130V128H69V127H67ZM194 129H196L195 128V123H194ZM199 129H201V128H199ZM209 128H207V130H208ZM217 129V128H216ZM247 129V128H246ZM61 130V129H60ZM165 129H163V131H164ZM198 130V129H197ZM211 130V129H210ZM225 130V129H224ZM49 131V130H48ZM50 131H52V130H50ZM50 131L47 133L48 135H52V133H54L53 131H52V133L50 134ZM69 131V130H68ZM168 131V130H167ZM46 132H47V129H46ZM69 132H71V131H69ZM68 132V133H69ZM204 132V131H203ZM225 132H227L226 130H225ZM45 132H43V134H44ZM60 133V132H59ZM66 133V132H65ZM164 133V132H163ZM201 133V132H200ZM222 133V131H220V134ZM228 133V132H227ZM225 134V135H228V137H229V134ZM32 134V133H31ZM213 134V133H212ZM212 134H210V135H212ZM236 134V133H235ZM34 135H36V133L34 134ZM37 135H39V134H37ZM41 135H42V133H41ZM206 135H207V133H206ZM222 135V137L223 138H225L223 135H224V133L223 134H221ZM55 136V135H54ZM203 136V135H202ZM216 137H217V135H215ZM214 136V137H215ZM231 136H233V135H231ZM205 137V136H204ZM207 137H209V135H207ZM212 137V136H211ZM210 137V138H211ZM237 138V137H236ZM212 139V138H211ZM214 139V138H213ZM213 139H212V141H213ZM233 140H234V138H233ZM236 140V139H235ZM225 141L226 140H224L223 142L225 143ZM227 141H228V139H227ZM237 141V140H236ZM203 142V141H202ZM221 142V141H220ZM230 142V141H229ZM233 143H234V141H232ZM222 143V142H221ZM236 143V142H235ZM223 144V143H222ZM226 144V143H225ZM229 144V143H228ZM228 144H226V145H228ZM232 144V143H231ZM247 145V144H246ZM222 146V145H221ZM221 146H219V147H221ZM223 146H225L224 144H223ZM222 146V147H223ZM229 146V145H228ZM235 146V145H234ZM243 146V145H241V143H239L235 148H233V149H231L232 151H234V152H237V153H239V152H246V151H241V149H244L245 148V146L244 147H241ZM71 147V146H70ZM227 147V146H226ZM247 147V146H246ZM5 148V147H4ZM73 148V147H72ZM247 148H249V147H247ZM76 148L74 147L73 148V150H74V154H75V150ZM218 149V148H217ZM224 149H225V147H224ZM250 149V148H249ZM253 149V148H252ZM252 149H250L249 151H247V152H253V150ZM6 150V149H5ZM230 150V149H229ZM244 150H246V149H244ZM12 151H13V149H12ZM72 151V150H71ZM161 151V150H160ZM224 151H226V149L224 150ZM259 151V150H258ZM14 152V151H13ZM217 152V151H216ZM220 152V151H219ZM218 152V153H219ZM256 152V151H255ZM255 152H253L252 153V155L251 156H253V154L254 155H256L255 154ZM78 153V152H77ZM77 153L74 155V157L72 158V161H71V163H70V166H69V168H67V170H66V172H64L63 171V173H64V177L63 176H60L62 179H61V181H60V183H56L55 185L58 187V189H57V187H54V188H56L57 190H60V194H61V196H60V200H58V203L56 204V202H55V205H56V207H54L53 208V210H54V212L56 213L55 215H57V219H58V221H57V223L58 222H60V223H69L68 225L69 226H71V223L74 221V223H75V220H78L77 219V217H78V208H79V205H81V203H83L82 202V198H81V196H79V194L77 193V185H75L73 182H71L70 181V178H72L73 176H74V174H81V173H83V169H84V164H83V162H82V159L80 158L82 155H80V156H78L77 155ZM162 153V152H161ZM161 153H156L155 152V154L153 155V156H151L150 158H148V157H144V156H142V157H140L139 159H137L138 161V164L139 165H141L143 168H145V169H148L150 172H153V170H155V169H161L162 170V173H161V175H158V180L159 181H161V183H166L167 181L166 180H168V174H170V172L172 171L173 172V170L175 169V168H173L174 167V164H175V167L176 166H178V165H181V166H183L184 164V162L182 163V162H180L177 158H176V156L174 155V153H173V155L171 154V155H167V153L165 152V154H161ZM222 153H224V152H222ZM8 153L6 152V151H0V163H1V165H2V167L3 168H1V169H5V173L7 174L8 173V177H9V179L11 180L10 182H12V184H14L15 186H16V188L18 189V191L19 190H22V188H23V186L25 185V181H26V177L23 175L22 177H20V175L19 176H17L16 174H15V172H14V170H13V167L15 168V166H13L12 168L7 164V162H6V155H7ZM78 154H80V153H78ZM221 154V153H220ZM245 154V153H244ZM247 154V153H246ZM227 155V154H226ZM8 156V155H7ZM211 156H213V155H211ZM219 156V155H218ZM70 157V156H69ZM221 157V156H220ZM71 158V157H70ZM210 158H212V157H210ZM257 158V157H256ZM258 159V158H257ZM215 160V159H214ZM209 161V160H208ZM260 161H261V159H260ZM45 164V163H44ZM185 164H186V162H185ZM12 165V164H11ZM17 165H19V164H17ZM173 165V166H172ZM48 166H50L49 165V163H48V165H45V166H43V170L41 169V167H40V169L42 170H40L39 171V173H41V175H40V178H39V176H38V180H40L39 182L37 181V184L38 183H40L41 182V184H42V186H44V185H47V186H50L49 188H51V185H54V184H52L51 183V181L53 180H51L50 181V179H51V176H50V172H53L54 170L53 169H50L51 167H48ZM65 166V165H64ZM172 166V167H171ZM189 166V165H188ZM178 167H180V166H178ZM192 167V166H191ZM66 168V167H65ZM173 169V170H172ZM193 169V168H192ZM19 170V169H18ZM51 170H53V171H51ZM177 170H178V168H177ZM187 170V169H186ZM186 170H185V172H186ZM20 171V170H19ZM22 171V170H21ZM179 171V170H178ZM182 171H183V169H182ZM192 171V170H191ZM18 172V171H17ZM189 173H190V170L188 171ZM20 173V172H19ZM24 173V172H23ZM167 175H166V174ZM195 173V172H194ZM153 174H155V173H153ZM164 174V175H163ZM173 174V173H172ZM193 174V173H192ZM22 175V174H21ZM28 175V174H27ZM195 175H196V173H195ZM194 175V176H195ZM155 176V175H154ZM177 171H176V177L174 176V174L172 175V178L173 179H176L177 178ZM59 177V178H60ZM175 177V178H174ZM178 177H180V176H178ZM187 178H185L186 180H188V177H189V175H187L186 176ZM197 177V176H196ZM195 177V179L194 180H196L197 178ZM199 177V176H198ZM201 177V176H200ZM53 178V177H52ZM155 178V177H154ZM156 178V179H157ZM172 179V180H173ZM182 178H180V180H181ZM190 179V178H189ZM155 180V179H154ZM171 179H169V181H170ZM178 180L179 179H177V180H174V182H175V184L176 185H178L177 186V191L179 190V188H181V187H179V186H181V185H179L178 183ZM58 181V180H57ZM56 181V182H57ZM156 181V180H155ZM183 181V179L181 180V182ZM192 181V180H191ZM25 182V183H24ZM54 182H55V180H54ZM171 182V181H170ZM170 182H168V183H170ZM178 182V183H177ZM180 182V183H181ZM197 182H199V181H197ZM30 183V182H29ZM156 183H157V181H156ZM160 182H158L157 184H159ZM160 183V184H161ZM186 183V182H185ZM188 184H189V182H187ZM30 184H32V183H30ZM77 184V183H76ZM171 184H173L172 182H171ZM198 184V183H197ZM197 184H195L196 186H198ZM54 185V186H55ZM79 185V184H78ZM29 186H31V185H29ZM33 186H35V184H33L32 185V187ZM38 186V185H37ZM41 186V187H42ZM159 186V185H158ZM164 186H166V185H164ZM169 186V185H168ZM175 186V185H174ZM173 185L171 186V189H172V187H174ZM182 186H183V184H182ZM194 186V185H193ZM170 187V186H169ZM179 187V188H178ZM195 187V186H194ZM28 188V187H27ZM47 188V187H46ZM52 188H53V186H52ZM79 188V187H78ZM157 188H159V187H157ZM163 188V187H162ZM190 188V190L191 189H193L194 190V188H191V187H189ZM196 188H198V187H196ZM48 189V188H47ZM47 189H46V191H47ZM166 189H168V188H166ZM166 189H164L165 191H166ZM175 189V188H174ZM173 189V190H174ZM188 189V188H187ZM25 190V189H24ZM27 190H29V189H27ZM55 190V189H54ZM163 189H161V186H160V190L158 191V189H157V191H158V195H159V197H161L160 195L162 194V191ZM41 191V190H40ZM49 191V190H48ZM156 191V190H155ZM171 190H169V192H170ZM177 191L175 190V195L177 194ZM33 192H35V191H33ZM32 192V193H33ZM167 192V191H166ZM179 192V191H178ZM190 192V191H189ZM198 192V191H197ZM25 192H23L22 194H24ZM180 193V192H179ZM187 193H188V191H187ZM196 193V192H195ZM36 194V193H35ZM143 194H145V193H143ZM157 194V193H156ZM29 195V194H28ZM192 196L191 195V193L189 194L188 193V196ZM197 195H198V193H197ZM23 196V195H22ZM25 196V195H24ZM33 196V195H32ZM51 196V195H50ZM137 196V195H136ZM146 196V195H145ZM156 196V195H155ZM162 196H164V195H162ZM184 196V195H183ZM195 196H196V194H195ZM194 196V194H193V198L195 197ZM139 197H140V195H139ZM168 197V196H167ZM187 197V196H186ZM197 198H198V196H196ZM24 198V197H23ZM23 198H21V199H23ZM136 198H138V196L137 197H135V199ZM143 198V197H142ZM153 198V197H152ZM179 198V197H178ZM183 198V197H182ZM132 199V198H131ZM130 199V200H131ZM159 199V198H158ZM186 199V198H185ZM184 199V200H185ZM196 199V198H195ZM151 200V199H150ZM161 200H162V198H161ZM167 200H168V198H167ZM182 200V199H181ZM191 200V199H190ZM143 201V200H142ZM144 201H145V199H144ZM147 201V200H146ZM156 201V200H155ZM16 202V201H15ZM90 202V201H89ZM130 202V201H129ZM132 202H134V201H131V203ZM136 202V201H135ZM158 202V201H157ZM160 202H162V201H160ZM169 202V201H168ZM183 202V201H182ZM188 201H187V199H186V203H187ZM193 202H194V200H193ZM193 202H191V203H193ZM16 203H18V204H16L14 207H13V209L12 210H9V209H7V210H3V209H0V221L1 220H3V219H5L6 221L7 220H9L10 219V221H12V222H14L15 223V226L14 227H7L6 228V230H8V231H10L11 233H13L14 234V236L16 237V239H17V245H18V247L20 246V254H21V256H19V257H21L23 260H25V261H27L28 263L27 264H30V262L32 263V264H37V262L39 261V259H41V258H39L38 259V253L36 254V255H34V253H35V250H37L38 249V245H36L38 242H34L33 241V237L34 236H36V235H34V234H32V236L33 237H30L27 233H26V231L24 230L25 228V224L29 221L30 223H31V221H32V218H33V216H35L34 215V213H33V216H32V213H31V216H32V218H31V216H30V212L33 210V211H35L36 210V207H35V210L34 209H31L32 208V206L33 205H31L30 207L28 206V205H26L25 207L24 206H22V205H20L19 204V199H18V202H16ZM146 203V202H145ZM164 203H166L165 201H164ZM181 203V202H180ZM23 204V203H22ZM86 204V203H85ZM134 204V203H133ZM185 204V203H184ZM190 204V203H189ZM188 204V205H189ZM194 204H195V202H194ZM14 205V204H13ZM88 205H89V203H88ZM88 205H86L87 206V209H89L90 207H88ZM143 205H145L144 203H143ZM142 205V206H143ZM147 205V204H146ZM145 205V206H146ZM166 205H167V203H166ZM165 205V206H166ZM191 205V204H190ZM196 205V204H195ZM131 206V205H130ZM134 206V205H133ZM141 206V207H142ZM181 206H183V208L185 209L186 207H184V205H183V203H182V205ZM187 206V205H186ZM197 206V205H196ZM39 207V206H38ZM38 207H37V209H38ZM144 207V206H143ZM43 208V207H42ZM81 208V207H80ZM132 208V207H131ZM134 208H136V207H134ZM133 208V209H134ZM145 208V207H144ZM189 208V207H188ZM191 209H193L192 208V206L190 207ZM92 209V208H91ZM140 209V208H139ZM143 209V208H142ZM146 209V208H145ZM196 209H198V207H196ZM3 210V211H2ZM194 210V209H193ZM32 211V212H33ZM81 211V210H80ZM190 210L188 209V212H189ZM198 210H194V212H197ZM200 211V210H199ZM37 212H39V211H37ZM37 212H36V214H37ZM133 212V211H132ZM134 212H136L135 210H134ZM133 212V213H134ZM145 212V211H144ZM203 211H201V213H202ZM42 212H40L39 214H40V218H41V214ZM43 213H45L44 211H43ZM133 213L131 214V216L133 215ZM138 213V212H137ZM141 213V212H140ZM139 213V214H140ZM193 213V212H192ZM39 214H37V215H39ZM47 214V213H46ZM53 214V213H52ZM51 214V215H52ZM81 214V213H80ZM136 214V213H135ZM138 214V215H139ZM143 214V213H142ZM145 214V213H144ZM194 214V213H193ZM198 214H200V213H198ZM203 214V213H202ZM138 215H135V217L136 216H138ZM192 215V214H191ZM44 216V215H43ZM43 216H42V222L45 224V225H47V226H50V227H53V229L55 230V231H58V227H57V225L56 224H53V222H51L50 221V219H48L46 216V218L44 217L43 218ZM173 216H175V214H173ZM172 216V217H173ZM190 216V215H189ZM197 216H199V215H197ZM176 217V216H175ZM180 218H178V217H176V218H178V219H181V216H179ZM188 217V216H187ZM186 217V218H187ZM193 217V216H192ZM195 217V216H194ZM205 217V216H204ZM39 218V217H38ZM79 218V217H78ZM119 218V217H118ZM132 218V217H131ZM137 218V217H136ZM56 219V218H55ZM172 219V218H171ZM175 218H173V221H177V220H174ZM193 219V218H192ZM199 219V218H198ZM5 220H3V223H4V221ZM53 220V219H52ZM146 219H144V221H145ZM148 220V219H147ZM195 219H193V220H191V222L192 221H194ZM204 220H208V219H204ZM41 221V220H40ZM129 221V220H128ZM131 221H132V219H131ZM131 221H129V222H131ZM134 221V220H133ZM142 222L143 224L146 222ZM179 222H181L180 220H178ZM177 221V222H178ZM198 221V220H197ZM199 221H200V219H199ZM210 221V220H209ZM36 223V224H39V223H37V221L35 220V221H33V223ZM136 222V221H135ZM153 223H154V221H152ZM202 222H204V221H200V223H198V224H200L201 225V223ZM211 222V221H210ZM2 221L0 222V227H1V225L3 226V227H1V229H3L5 226H4V224L2 223ZM30 223H28V224H30ZM32 223V224H33ZM134 223V222H133ZM181 223H183V220H182V222ZM193 223H196L197 224V222H193ZM208 223V222H207ZM28 224H27V226H28ZM35 224V225H36ZM43 224V225H44ZM127 224H128V222H127ZM142 224V225H143ZM147 224V223H146ZM149 224V223H148ZM187 224V223H186ZM192 224V223H191ZM195 224V225H196ZM209 225H211L212 224V222H211V224L210 223H208ZM31 225V224H30ZM42 225V227L44 228V226ZM74 225V224H73ZM72 225V226H73ZM134 224H130L129 223V225H128V231H127V233H128V235H129V238H128V236H127V238H128V242L127 243H125V244H128V243H130L129 245H134V244H137L138 245V243H139V241H143L142 242V245H140V248H143V249H145V245H146V243L148 242V240H147V242L145 243V241L146 240H144L146 237L143 235V233H141L140 231L143 229H140V233H138L137 232V230L135 229L136 227V225L135 226H133ZM153 225V224H152ZM175 225H177V223L175 224ZM181 225V224H180ZM188 225V224H187ZM192 225H194V224H192ZM194 225V226H195ZM204 225H207L206 223H204ZM204 225H203V227H204ZM212 225H214V226H217V225H215L214 223L212 224ZM262 225V226H261ZM260 226H261V228H263L262 230H264V227H263V223L261 224ZM24 226V227H23ZM34 226V225H33ZM54 226H56V227H54ZM124 226V225H123ZM150 226V225H149ZM191 226V225H190ZM193 226V227H194ZM36 227H38V228H40V229H42V227H41V223L39 224V225H37ZM61 227V226H60ZM143 227V226H142ZM148 227V226H147ZM146 227V228H147ZM156 227H157V225H156ZM175 227V226H174ZM192 227V226H191ZM191 227H189V228H191ZM197 227V226H196ZM195 227V228H196ZM209 227H211V226H209ZM208 227V228H209ZM24 228V229H23ZM32 228V227H31ZM69 228V227H68ZM138 228H140V227H138ZM145 228V226H144V229H146ZM181 228V227H180ZM187 228V227H186ZM194 228V229H195ZM199 228V227H198ZM207 228V227H206ZM36 229V228H35ZM61 229V228H60ZM70 229V228H69ZM143 229V230H144ZM149 229V228H148ZM184 229V228H183ZM202 229V228H201ZM203 229H205V228H203ZM220 229V228H219ZM255 229H258V227L257 228H255ZM255 229H253L254 231H255ZM39 230V229H38ZM54 230H53V232H54ZM142 230V231H143ZM150 230H151V228H150ZM179 230V229H178ZM187 230H189L188 228H187ZM191 230H193V229H191ZM198 230H200V229H198ZM208 230V229H207ZM207 230H204V232L206 231L207 232ZM210 230H212V231H209V232H213V230L214 229H210ZM221 230V229H220ZM220 230H218V227H217V231H219L218 232V234L220 233ZM253 230H252V232H253ZM260 231H262L261 229H259ZM259 230L257 231V232H259ZM37 231V230H36ZM51 231V230H50ZM145 231V230H144ZM143 231V232H144ZM196 231V230H195ZM194 231V232H195ZM250 231V230H249ZM35 232V231H34ZM38 232H40V231H38ZM37 232V233H38ZM70 232H72V231H70ZM76 232V231H75ZM124 232H125V230H124ZM146 232V231H145ZM145 232H144V234H145ZM191 232V231H190ZM204 232H203V235H204ZM51 233V232H50ZM57 233V232H56ZM54 234V235H52L51 236V238L48 240V244H47V250H51V251H57L58 249H60V248H62V246L64 245L63 243H62V241H61V239L58 237V233H61V232H59L58 231V233L57 234ZM79 233V232H78ZM126 233V232H125ZM149 233H150V231H149ZM215 233H216V231H215ZM222 233V238L224 239V238H227V237H229V236H233V235H230L231 233L229 232V235L228 234H226V231L224 232V231H222L221 232ZM242 233V232H241ZM244 233H246V232H244ZM248 233V232H247ZM255 233H256V231H255ZM261 233H264L263 231L261 232ZM81 234V233H80ZM85 234V233H84ZM146 234H147V236H148V233L146 232ZM145 234V235H146ZM200 234H202V233H200ZM199 233H198V236L200 235ZM210 234V233H209ZM218 234H216V235H218ZM1 235H2V233H1ZM73 235L75 236V234L73 233ZM184 236H185V234H183ZM202 235V236H203ZM206 235V234H205ZM204 235V237H210V236H205ZM212 235V234H211ZM235 235V234H234ZM259 235V234H258ZM261 235H263V234H261ZM74 236H73V239H75L77 236H79L78 234L75 236V238H74ZM197 236V237H198ZM38 237H40V236H38ZM43 237V236H42ZM79 237H81V235L79 236ZM78 237V238H79ZM114 237V236H113ZM113 237H112V239H113ZM120 237H121V235H120ZM122 237H123V235H122ZM181 237V236H180ZM183 237V236H182ZM212 237H214V235L213 236H211V238ZM217 237V236H216ZM218 237H219V235H218ZM216 238V239H219V238H221V237H219V238ZM258 237V239H259V236H257ZM36 238V237H35ZM116 238V239H115ZM114 239L115 240H118L119 238H117V237H115ZM127 238H126V236H125V238L124 239H126V241H127ZM211 238H209V240H211ZM215 238V237H214ZM221 238V239H222ZM234 238V237H233ZM233 238L231 237V239H230V241L231 242H233L232 243V246L234 245V241L236 240H233ZM256 238V237H255ZM15 239V240H16ZM111 239V238H110ZM148 239V238H147ZM198 239V238H197ZM200 239V238H199ZM201 239H202V237H201ZM213 239V238H212ZM221 239L219 240V241H221ZM246 239H248V238H246ZM80 240V239H79ZM202 240H206L207 241V239L205 238H203ZM260 240V239H259ZM258 240V241H259ZM263 239L261 238V240H260V242L262 241ZM82 241L84 242V240L82 239V240H80V241H77V239H76V242L74 243V244H71L70 243V245L69 244H67L66 246H67V249H73V250H76L79 246H82ZM121 241H122V239H121ZM120 241V242H121ZM124 241V240H123ZM122 241V242H123ZM206 241H204V242H206ZM219 241H217V242H219ZM224 241V240H223ZM225 241H227V239L225 240ZM236 241H238V240H236ZM243 241H245V240H243ZM108 242H110V241H108ZM114 241L112 240V243H113ZM116 242H118V241H116ZM119 242V243H120ZM122 242H121V244H122ZM198 242V241H197ZM204 242L202 243V247L204 246L203 244H204ZM211 242H212V240H211ZM217 242H216V244H217ZM228 242H229V238H228ZM227 242V243H228ZM45 243V242H44ZM118 243V244H119ZM153 243H154V240H153ZM208 243L209 244H211L210 243V241H208ZM213 243V242H212ZM220 243V246H218L217 245V250L218 249H220L219 247H224V246H221V242H219ZM225 243V242H224ZM239 242H236L235 244H238ZM105 244V243H104ZM117 244V243H116ZM120 244V245H121ZM124 244V243H123ZM122 244V245H123ZM140 244V243H139ZM151 244H152V242H151ZM157 244V243H156ZM198 244V243H197ZM206 244V243H205ZM214 244V243H213ZM229 244V243H228ZM248 245L250 244V243H247ZM258 244V243H257ZM109 245V244H108ZM107 245V246H108ZM111 245V244H110ZM128 245V246H129ZM207 245V244H206ZM212 245V244H211ZM225 245H227L226 243H225ZM231 244H229V246H230ZM239 245H243L242 243L241 244H239ZM259 245H261V244H259ZM258 245V246H259ZM16 246V245H15ZM43 246H45V245H43ZM66 246H65V248H66ZM112 246V245H111ZM119 246V245H118ZM117 245H116V248L118 247ZM128 246H126V248H128V250H130L129 249V247ZM142 246V247H141ZM197 246V245H196ZM209 246V245H208ZM229 246H226V247H229ZM237 245H234L233 247L234 248H232L231 246L229 247V249H231L232 248V250L233 249H236L235 247H236ZM247 246V245H246ZM263 246H264V243H263ZM262 246V247H263ZM18 247H17V249H18ZM64 247V246H63ZM105 247V246H104ZM123 247V246H122ZM134 247V246H133ZM147 247V246H146ZM153 247H154V245H153ZM205 247V246H204ZM213 247V246H212ZM238 247V246H237ZM249 247V246H248ZM252 247H253V244H252ZM254 247H255V245H254ZM41 247L39 246V249H40ZM44 248V247H43ZM124 248H125V246H124ZM124 248H122L123 250H124ZM135 249L136 248H138V247H134ZM209 248V247H208ZM213 248H216V247H213ZM246 248V247H245ZM264 248V247H263ZM262 248V249H263ZM111 249V248H110ZM118 249H119V247H118ZM135 249H133L134 251H132V252H136L135 251ZM198 249V248H197ZM200 249V248H199ZM240 249V246H239V248H238V250ZM250 249V248H249ZM255 249V248H254ZM44 250V249H43ZM66 250V249H65ZM132 250V249H131ZM141 250V249H140ZM205 250H207V248H205ZM204 250V251H205ZM211 250V249H210ZM209 249H208V251H210ZM216 250V251H217ZM248 250V249H247ZM246 250V251H247ZM251 250V249H250ZM41 251H42V248H41ZM61 251H63V250H60L59 252H61ZM119 251V250H118ZM207 251V252H208ZM17 252H18V250H17ZM40 252V251H39ZM44 252V251H43ZM64 252V251H63ZM63 252H61V254L63 253ZM120 252H121V250L118 252L119 254H120ZM123 252H126V251H122L121 253H123ZM129 252H131V251H128V253ZM139 252V251H138ZM141 252V251H140ZM144 252V251H143ZM197 252H200V250H198V251H196V253ZM212 252V251H211ZM230 252V251H229ZM251 252H252V250H251ZM250 252V253H251ZM256 252H257V250H256ZM255 252V253H256ZM263 252H264V249H263ZM48 253V252H47ZM127 253V252H126ZM142 253V252H141ZM141 253H138L137 255L138 256H140V254ZM203 252H201V254H202ZM228 253V252H227ZM232 253H233V251H232ZM242 253V252H241ZM44 254V253H43ZM71 254H73V253H71ZM75 254V253H74ZM77 254V253H76ZM134 254V253H133ZM201 254H199V255H201ZM205 255H206V253H204ZM209 254H210V252H209ZM215 254V253H214ZM246 254V253H245ZM244 253H243V256L245 255ZM41 255H42V253L40 254V257H41ZM63 255V254H62ZM121 255V257L123 258L124 257V255H122V254H120ZM130 255H131V253H130ZM195 255V254H194ZM203 255V254H202ZM205 255H204V258H205ZM208 255V254H207ZM210 255H212V254H210ZM247 255V254H246ZM250 255H253V253L252 254H250ZM255 255V254H254ZM64 256V255H63ZM73 256V255H72ZM76 256V255H75ZM77 256H78V254H77ZM125 256H127V255H125ZM209 256V255H208ZM216 256H217V254H216ZM43 257V256H42ZM198 257V256H197ZM201 257V256H200ZM203 257V256H202ZM245 257V256H244ZM251 257V259H252V256H250ZM127 258H128V256H127ZM136 258V257H135ZM139 258V260H140V258H141V260H140V262L141 261H143L144 262V264H150L149 262H148V260H146L145 258L146 257H144V255L142 254V256L141 257H138ZM195 258H196V256H195ZM194 258V262L196 263L198 260V258L197 259H195ZM203 258V259H204ZM215 258V257H214ZM255 258V257H254ZM253 258V259H254ZM18 259V258H17ZM63 259V258H62ZM124 259V258H123ZM126 259V258H125ZM148 259V258H147ZM193 259V258H192ZM249 259V258H248ZM247 259V260H248ZM251 259H249L250 261H251ZM65 260V259H64ZM204 260H206V258L204 259ZM210 260V259H209ZM256 259H254V261H255ZM19 261H20V259H19ZM24 261V262H25ZM199 261H201V260H199ZM203 261V260H202ZM207 261H208V259H207ZM253 261V262H254ZM23 262V261H22ZM24 262H23V264H24ZM252 262V263H253ZM256 262V261H255ZM26 263V262H25ZM57 263H58V261H57ZM195 263H193V264H195ZM199 263V262H198ZM55 264V263H54ZM63 264V263H62Z\"/></svg>",
    "mask_w": 264,
    "mask_h": 264
},
{
    "label": "crops",
    "instance_id": "obj_3",
    "mask_svg": "<svg viewBox=\"0 0 264 264\" xmlns=\"http://www.w3.org/2000/svg\"><path fill=\"white\" fill-rule=\"evenodd\" d=\"M255 59H241L234 70L241 92L264 114V60ZM255 128L264 133V125ZM253 149V156V152L231 150L211 161L200 174L197 204L203 215L222 229L245 232L264 224V151L259 144Z\"/></svg>",
    "mask_w": 264,
    "mask_h": 264
}]
</instances>
